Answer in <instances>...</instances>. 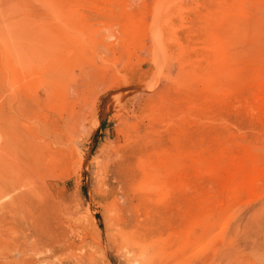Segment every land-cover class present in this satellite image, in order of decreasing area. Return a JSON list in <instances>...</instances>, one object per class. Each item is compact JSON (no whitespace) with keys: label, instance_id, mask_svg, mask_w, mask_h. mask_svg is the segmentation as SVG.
Here are the masks:
<instances>
[{"label":"rangeland","instance_id":"1","mask_svg":"<svg viewBox=\"0 0 264 264\" xmlns=\"http://www.w3.org/2000/svg\"><path fill=\"white\" fill-rule=\"evenodd\" d=\"M157 1H0V99L22 94L24 129L46 118L60 125V140L39 153L59 238L21 255L6 256L1 245L0 264H131L111 236L122 221L155 247L170 243L171 259L188 264L219 254L254 217L264 220V0L171 1L160 9L170 22L163 31L177 38L171 44L154 42ZM33 136L26 140L36 142ZM128 147L135 158L122 171L141 173L153 158L154 171L168 179L159 188L119 191L122 207L112 217L100 166ZM138 159L147 162L137 167ZM50 160L64 165L50 172ZM220 175L254 177L251 190L234 191V181ZM12 237L9 246L21 243ZM260 247L255 264H264V242Z\"/></svg>","mask_w":264,"mask_h":264},{"label":"bare ground","instance_id":"2","mask_svg":"<svg viewBox=\"0 0 264 264\" xmlns=\"http://www.w3.org/2000/svg\"><path fill=\"white\" fill-rule=\"evenodd\" d=\"M9 1H10V3L13 2V0L12 1L9 0ZM171 1H175V0H158L156 3L155 11H153L154 16H153V20H152V22H153L152 23V26H153L152 30H153V36H154L153 38H154L155 43L161 42V40H163L164 38H166V42L169 44L176 42L177 38H176V35H175L173 29H170L167 33H166L167 30L163 31V28H164L163 25H166L167 22H169V21L168 20L166 21L167 17L165 19H163V16L160 13V9L162 7L169 5ZM14 2H16V1H14ZM18 4H19V1H18ZM3 5L4 4H2V6L1 5L0 6L6 8L5 7L6 5L5 6H3ZM10 5H13V4H10ZM17 5H15V6L13 5V6L16 7ZM1 13L3 14V12H1ZM4 14H3V17H5ZM6 14H7V12H6ZM164 16H165V13H164ZM163 21H165V22H163ZM7 23L10 24L9 22H7ZM178 23H179V21H178ZM5 24H6V21H5ZM1 25L3 27L4 24H1ZM14 25H13L12 29L15 32L16 31L15 29L17 26H14ZM162 26H163V28H162ZM166 27H169V26H166ZM17 28H19V27H17ZM228 29H230V28H228ZM2 30H5V29H2ZM17 33H18V35L17 34L16 35L19 36V30L18 29H17ZM229 33H230V30H229ZM9 34H10V31H9ZM12 34H13V32L11 33V35ZM20 34L22 35V33H20ZM13 35H12V37L16 36V35H14V36ZM21 35L19 38H21ZM9 37H11V36L9 35ZM212 38H214V37H212ZM0 39H3V37ZM13 40H15V39H13ZM227 40H228V38H227ZM16 41H17V39H16ZM9 42H11V41L8 40V43ZM8 43H6V41H4V45L5 44L8 45ZM13 43L17 44L15 41ZM15 44H13V45H15ZM183 46L185 47V45H183ZM211 46L216 47V49H218L220 44L219 45L217 44L218 47L215 45V43H214V45H211ZM6 47H9V46H6ZM15 47H16V45H15ZM18 47L19 46L14 48V50L18 49ZM206 48H209V47H206ZM7 49H6V51H7ZM9 49H10V47H9ZM220 51H222V49ZM215 52H216V50H215ZM219 52H217V53H219ZM19 54H20V52H19ZM213 55H214V52H213ZM213 55H212V57H213ZM18 56H20V55H18ZM16 57H17V55H16ZM221 57H223V56H220V59H221ZM209 58L210 57H208L207 60ZM214 58H216L215 62H217L218 61L217 57L214 56ZM15 59L16 58L14 57L13 58V60H14L13 65L16 64ZM23 59H24L23 56H22V59H17V65L19 67L23 65L22 61H21ZM24 65H25V63H24ZM13 68H15V67H13ZM17 70L19 71L20 68H18ZM206 90H207V88H206ZM13 100H15L14 105L11 104V102ZM262 102H264V101H262ZM26 112L27 111L24 108L23 97H22V94L20 92L15 91V94L13 96L9 95L7 97H3L2 99H0V246L1 245L5 246L4 249L7 250V252L5 254L6 256H9L10 251H18L20 253V255L24 254L23 253L25 250L24 247L27 246V247L33 249V248L37 247V245H39L42 241L46 244V242L44 241L46 238L53 240V241H55L59 238V233H57V231L55 230V223H54L53 214H52V206L50 205V201L48 199L49 195L45 190L46 188L44 189V186L40 183V179L43 177L42 176L43 173L41 171L42 165H44V164L42 163L43 157H41V155L39 153H41V151H42V153L44 154L45 149L48 148V146H50V142L52 140L53 141L57 140L54 143H56L60 140V137H59L60 125L56 121H54L53 119L46 118L45 120H42V121L40 120V122L37 123L39 126L35 124L34 126H29V127H27V129H24L20 126L19 121H20V118L23 117ZM171 123H172V120H171ZM34 127L36 129H34ZM33 129L35 130V132L32 131ZM30 134L34 135L33 136L34 140H35V138H37L38 139L37 141H39V142L27 141L26 137H27V135H30ZM138 142H139V140H138ZM141 143H140V145H141ZM11 145H13V149H14L13 162H10V159H9V146H11ZM132 147H128L124 150H121L120 152H117L114 155H111V154L106 155L105 159L104 160L102 159L103 162H101L102 163L100 166L101 168L98 167L101 169V172H102L101 173L102 178L100 177L101 178L100 184L102 186H105V185L109 186V189L106 192H104V195H105L104 199H106V198L109 199L110 197H113L112 198L113 200L109 202V206H108V211H109L108 213H110L111 214L110 216H112V217L117 213V211L121 210L122 205L119 204L118 199L116 198L117 194L120 193L121 190H124L125 188H127V190H128V188H130V187H135V188L144 187V188H149V189L159 188V187H161V185L166 184V180L168 179V177L164 178L165 176L163 178L160 177V175H161L159 173L160 170L154 171L153 167L157 163L159 164V161L155 162V159H153V158L151 160L150 159V157L152 156L151 154H150L151 156H148V154H147V156L153 163L149 160L150 164H148V166L146 165L147 167L145 166L147 169L141 170L139 168V170L142 171L141 173H136L134 170L133 171L131 170L130 173L129 172L126 173L127 170L122 171V169L124 167L128 166L133 161L132 159L135 158L134 157L135 154H134ZM141 148H142V146H141ZM111 152L113 153V151H111ZM63 154L64 153H62V156H63ZM60 157H61V154H60ZM141 160H143V159H141ZM141 160L140 159L137 160V162H136L137 167L141 166L142 164H145L148 161L147 158H146L147 161L146 160L141 161ZM164 160L167 161V159H164ZM162 161L163 160H161L160 162H162ZM43 162H44V160H43ZM59 162L60 161L50 160V162L48 163V167L47 166L46 167L50 168V172H55V170L57 168H59V166L64 161H61V164ZM141 162H142V164H141ZM49 165H51L52 167H50ZM62 165H64V164H62ZM99 165H100V161H99ZM167 165L169 167L168 163H167ZM238 166H239V164L236 167H238ZM61 167H60V169H61ZM64 167H66V166H64ZM164 168L166 171L167 167H164ZM142 169H143V167H142ZM152 169H153V171H152ZM45 171H46V169H44V173H45ZM167 171H168V173H170V168H168ZM240 171H241V169H240ZM46 172H48V171H46ZM66 172L67 171L65 170V172H63V173H66ZM241 172H243V171H241ZM226 173L227 172H225V174ZM256 173H257V170H256ZM256 173H254V174H256ZM50 174L52 176V173H50ZM67 174H65V175H67ZM171 175H169V176L171 177ZM222 175H224V173ZM231 175H232V173H231ZM233 175H234V173H233ZM240 175H245V174L242 173ZM247 175L248 174H246V176ZM220 176H218L217 179ZM228 176H230V174H228L226 177L228 178ZM223 177H224V180L229 181L225 176H223ZM223 177H222V179H223ZM230 177L234 178L233 176H230ZM172 179H173V177H172ZM222 179H221V181H222ZM110 180H113L114 183L109 184ZM218 180H220V179H218ZM253 180H254V177H253L252 181ZM232 181H234L233 182L234 184H232L233 187H231V189L234 191H247V192H249L251 190V187H252L251 185L253 184V182L251 180H247V179L244 180V179H242V177L240 179H239V177H236V179H234ZM221 183H223V182H221ZM43 184H45V183H43ZM167 187H169V186H167ZM231 189L228 191L229 193L231 192ZM122 192H124V191H122ZM160 192L163 193V191H160ZM252 193H253V190H252ZM236 194H237V192H236ZM121 198L123 199V196ZM229 199H231V198H229ZM121 203H122V200H121ZM113 221H114V219H113ZM251 221L253 222L252 223L253 226H247V227L245 225L242 226L241 227L242 229L238 230L240 235L238 234V232L237 233L234 232V234H232V236H231L232 240H233L232 243L229 246L226 245L227 247L224 246V248L219 252V254L217 253L218 249H216L215 250L216 253L213 256L212 255L204 256V257H201L199 259H197V257H196V259L190 261L188 264H255V262L258 259L257 257H259L258 256V254H259L258 248H261L260 246L262 245V242H264V220L258 221L254 217V219H251ZM126 222L127 221H122V222H117V223L114 222L113 228H112V234L113 235H111V236L114 237V239L116 240L115 242L117 244H119V248L122 249V251H124V253L126 254L128 263H131V264H176L175 258H174L175 261L173 260V258L171 259V257H173V256H171L172 253L169 252L173 248L172 246H170V243H166L167 247L169 244V248L166 247V249H164V247H163V250L161 248H158L159 246L155 247L153 244H151L152 242L151 243H148L150 241L146 242L148 238L145 235H143L142 232H140V231L138 232L139 229H137V232L134 229L127 230V226H128L127 223L128 222L127 223ZM239 224H240V222H239ZM242 224H244V223H242ZM131 226H132V224H131ZM237 229H238V226H237ZM5 230H8V235H6ZM232 230H234V229H232ZM70 233L73 234L72 232H70ZM74 233H77V232H74ZM144 234H146V233H144ZM11 235L15 236V237H12V240H14V241L17 237H21V239H22L21 243L14 244L15 242H13V245L9 246L8 243H6V238L8 237V241H9ZM173 241H175V240H173ZM168 242H170V241H168ZM47 244H48V242H47ZM57 244H59V243L57 242ZM62 244H64V243H62ZM172 244H173V242H172ZM27 249H26V251H27ZM51 251H52V249H51ZM198 251H199V249H198ZM2 254H3V252H2ZM190 255H192V254H190ZM191 257L192 256H190V258L188 257L187 260L188 261L191 260ZM21 264H22V262H21Z\"/></svg>","mask_w":264,"mask_h":264}]
</instances>
